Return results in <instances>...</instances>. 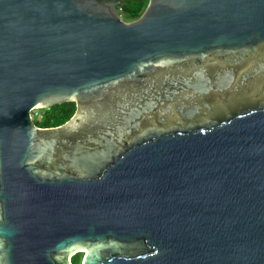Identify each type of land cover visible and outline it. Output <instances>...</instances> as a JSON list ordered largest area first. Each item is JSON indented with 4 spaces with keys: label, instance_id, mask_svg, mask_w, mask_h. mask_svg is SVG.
Returning <instances> with one entry per match:
<instances>
[{
    "label": "water",
    "instance_id": "obj_1",
    "mask_svg": "<svg viewBox=\"0 0 264 264\" xmlns=\"http://www.w3.org/2000/svg\"><path fill=\"white\" fill-rule=\"evenodd\" d=\"M121 1L0 0V264H264V0Z\"/></svg>",
    "mask_w": 264,
    "mask_h": 264
},
{
    "label": "trees",
    "instance_id": "obj_2",
    "mask_svg": "<svg viewBox=\"0 0 264 264\" xmlns=\"http://www.w3.org/2000/svg\"><path fill=\"white\" fill-rule=\"evenodd\" d=\"M148 0H126L124 6L118 9L122 19L129 21L139 17L144 11ZM76 105L74 101H63L53 104L47 108H35L33 110V121L41 127L56 126L68 120L75 112ZM83 252H76L71 256L72 264H80Z\"/></svg>",
    "mask_w": 264,
    "mask_h": 264
},
{
    "label": "flooded vegetation",
    "instance_id": "obj_3",
    "mask_svg": "<svg viewBox=\"0 0 264 264\" xmlns=\"http://www.w3.org/2000/svg\"><path fill=\"white\" fill-rule=\"evenodd\" d=\"M134 1H136V0H134ZM124 3H126V0H122L119 3H116V7L118 9H120V8H122L124 6ZM246 89H248V88H246ZM229 92L230 91L220 92L218 90L217 91L216 90H211L210 92L204 94L202 96V100H204L205 103L207 102L208 104L207 103L204 104L205 107H206V108L204 107V110L206 111V114H204L203 116L205 118H207V117L214 118V117L220 115L218 113L219 111H221L223 113L232 112V108H233L232 106L234 105V103H233L232 106H230L229 104L227 105V103H225L227 101H230L231 102V100L229 98V97H231ZM246 93L248 95H252L253 98H255V94L252 93L251 90H248ZM199 97H201V96H198L197 95L195 98H199ZM188 100L190 102H193L194 101V96L189 97ZM219 102H220V104H219ZM205 111H203V112H205Z\"/></svg>",
    "mask_w": 264,
    "mask_h": 264
},
{
    "label": "rangeland",
    "instance_id": "obj_4",
    "mask_svg": "<svg viewBox=\"0 0 264 264\" xmlns=\"http://www.w3.org/2000/svg\"><path fill=\"white\" fill-rule=\"evenodd\" d=\"M33 110H34V109H32V111H31V114H32V118L34 117V114H33Z\"/></svg>",
    "mask_w": 264,
    "mask_h": 264
},
{
    "label": "clouds",
    "instance_id": "obj_5",
    "mask_svg": "<svg viewBox=\"0 0 264 264\" xmlns=\"http://www.w3.org/2000/svg\"><path fill=\"white\" fill-rule=\"evenodd\" d=\"M71 258V257H70ZM71 260V259H70Z\"/></svg>",
    "mask_w": 264,
    "mask_h": 264
}]
</instances>
